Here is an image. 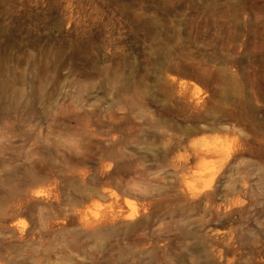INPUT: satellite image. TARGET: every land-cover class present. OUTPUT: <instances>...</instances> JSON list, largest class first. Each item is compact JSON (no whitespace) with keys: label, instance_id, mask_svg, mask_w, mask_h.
<instances>
[{"label":"rangeland","instance_id":"obj_1","mask_svg":"<svg viewBox=\"0 0 264 264\" xmlns=\"http://www.w3.org/2000/svg\"><path fill=\"white\" fill-rule=\"evenodd\" d=\"M0 264H264V0H0Z\"/></svg>","mask_w":264,"mask_h":264},{"label":"bare ground","instance_id":"obj_2","mask_svg":"<svg viewBox=\"0 0 264 264\" xmlns=\"http://www.w3.org/2000/svg\"><path fill=\"white\" fill-rule=\"evenodd\" d=\"M179 83H180V85H182L183 83H186V82L185 81H181ZM36 194L38 195L39 191H37ZM131 215H132L131 213L128 214L129 217H131ZM15 224H17V221L15 222Z\"/></svg>","mask_w":264,"mask_h":264}]
</instances>
